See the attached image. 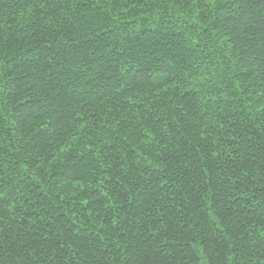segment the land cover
<instances>
[{
  "label": "trees",
  "instance_id": "1",
  "mask_svg": "<svg viewBox=\"0 0 264 264\" xmlns=\"http://www.w3.org/2000/svg\"><path fill=\"white\" fill-rule=\"evenodd\" d=\"M0 264H264V0H0Z\"/></svg>",
  "mask_w": 264,
  "mask_h": 264
}]
</instances>
